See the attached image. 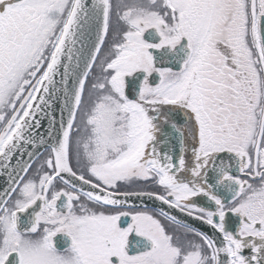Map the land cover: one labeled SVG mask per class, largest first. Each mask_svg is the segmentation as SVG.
<instances>
[{
  "label": "snow or ice",
  "instance_id": "1",
  "mask_svg": "<svg viewBox=\"0 0 264 264\" xmlns=\"http://www.w3.org/2000/svg\"><path fill=\"white\" fill-rule=\"evenodd\" d=\"M0 264H264V0H0Z\"/></svg>",
  "mask_w": 264,
  "mask_h": 264
}]
</instances>
